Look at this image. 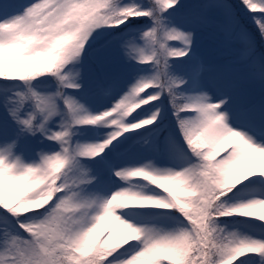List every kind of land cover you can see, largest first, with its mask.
<instances>
[{
    "label": "snow or ice",
    "instance_id": "obj_1",
    "mask_svg": "<svg viewBox=\"0 0 264 264\" xmlns=\"http://www.w3.org/2000/svg\"><path fill=\"white\" fill-rule=\"evenodd\" d=\"M0 264H264V0H0Z\"/></svg>",
    "mask_w": 264,
    "mask_h": 264
},
{
    "label": "rangeland",
    "instance_id": "obj_2",
    "mask_svg": "<svg viewBox=\"0 0 264 264\" xmlns=\"http://www.w3.org/2000/svg\"><path fill=\"white\" fill-rule=\"evenodd\" d=\"M257 39L258 37L256 38V40ZM172 43H178V42H172ZM257 46H258V43H257ZM232 47L234 49H238L241 47V45L237 42V43H234ZM199 55L211 63H225L230 58L229 54L220 46L218 37L212 30H206L200 34ZM111 70L114 72L121 71L118 69H114L112 67H111ZM101 231H103V229H101Z\"/></svg>",
    "mask_w": 264,
    "mask_h": 264
},
{
    "label": "trees",
    "instance_id": "obj_3",
    "mask_svg": "<svg viewBox=\"0 0 264 264\" xmlns=\"http://www.w3.org/2000/svg\"><path fill=\"white\" fill-rule=\"evenodd\" d=\"M232 2L234 3V4H237V5H239V2H240V0H232ZM238 11H239V13H240V18H241V22H242V24L257 38L258 37V39H257V43H258V49H259V47H260V45H261V43L259 42V35H258V33H257V31H256V26L251 22V19H250V16H249V14L243 9V8H239L238 9ZM258 15V14H257ZM145 22H147L146 20H145ZM254 31H255V33H254ZM111 67L112 68H114V69H118V70H121L122 71V68H121V65L119 64V62H117V61H114L113 63H112V65H111Z\"/></svg>",
    "mask_w": 264,
    "mask_h": 264
}]
</instances>
